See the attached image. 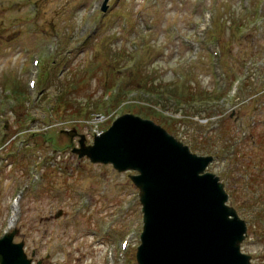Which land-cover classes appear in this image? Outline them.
Segmentation results:
<instances>
[{
    "label": "rangeland",
    "instance_id": "rangeland-1",
    "mask_svg": "<svg viewBox=\"0 0 264 264\" xmlns=\"http://www.w3.org/2000/svg\"><path fill=\"white\" fill-rule=\"evenodd\" d=\"M100 1L0 0V236L14 211L8 231L32 264H136L135 173L71 151L80 136L92 144L96 123L84 115L105 116L101 132L133 114L213 156L206 172L224 184L228 205L262 220L242 252L264 263V168L251 176L257 159L264 163V0H109L105 13ZM30 69L39 74L35 89L26 84ZM6 89L27 90V99L13 95L11 108ZM189 90L205 97L175 102ZM235 200L248 206L237 210Z\"/></svg>",
    "mask_w": 264,
    "mask_h": 264
},
{
    "label": "water",
    "instance_id": "water-1",
    "mask_svg": "<svg viewBox=\"0 0 264 264\" xmlns=\"http://www.w3.org/2000/svg\"><path fill=\"white\" fill-rule=\"evenodd\" d=\"M78 144L72 153L79 158L138 173L129 177L143 214L137 264H251L241 252L245 221L225 205L228 195L218 177L204 173L211 156L192 154L163 128L133 114L117 118L92 145L82 136ZM15 233L0 239V264H31L23 243L12 242Z\"/></svg>",
    "mask_w": 264,
    "mask_h": 264
},
{
    "label": "trees",
    "instance_id": "trees-1",
    "mask_svg": "<svg viewBox=\"0 0 264 264\" xmlns=\"http://www.w3.org/2000/svg\"><path fill=\"white\" fill-rule=\"evenodd\" d=\"M132 85V84H131ZM147 89V88H146ZM122 91H121V93H118V95H116V97H114V99H113V102H112V106H115V107H118L119 105H120V103H121V99H122ZM148 94V93H147ZM16 95L17 96H20V97H23V98H25V92L24 91H20V90H18L17 92H16ZM196 97H199V101H201V100H203V98L205 97L204 95H202V93L201 92H198V93H196V92H194L193 90H189L187 93H185V98L183 99V97H182V95H177L176 97H175V102L176 103H178V104H180V105H182V104H190V103H193L194 101H195V98ZM62 98V97H61ZM63 107L65 106V107H67L66 108V111H67V109H71L72 110V107H71V105H69V102L67 101V100H65V99H63ZM198 101V102H199ZM142 108H144L145 109V111H147V108L148 107H142ZM75 109H73V111H74ZM72 112V111H71ZM75 112L77 113V112H81V111H78V110H75ZM153 114H156V115H161V114H163V113H159V112H155V113H153ZM84 117H86V118H89L90 117V115L89 116H85L84 115ZM161 118H163V122H164V124H165V126L168 128V127H170V125H169V123L167 122V119L169 118V117H167V116H160ZM174 120V119H173ZM251 170H253V168L251 169ZM247 201H249V200H247ZM233 202V204L235 205V207L237 208V210L240 208V207H242V206H248V202H243V205H239L238 203H237V201L235 200V201H232ZM246 220V222H247V224H248V239H247V241L243 244V246L245 247V246H247L248 245V243H249V241H251L254 237H256L255 235H258L257 234V232H256V227L258 226V223H259V221H262L261 219H257V218H255V219H245ZM261 264H264V263H261Z\"/></svg>",
    "mask_w": 264,
    "mask_h": 264
},
{
    "label": "bare ground",
    "instance_id": "bare-ground-1",
    "mask_svg": "<svg viewBox=\"0 0 264 264\" xmlns=\"http://www.w3.org/2000/svg\"><path fill=\"white\" fill-rule=\"evenodd\" d=\"M18 204L19 203H18V200H17V202L15 203V205L18 206ZM15 220H16L15 219V214L12 212L11 213V216L9 218V221H8V227L7 228H10L14 224ZM8 233H10V231ZM8 233L6 235H8Z\"/></svg>",
    "mask_w": 264,
    "mask_h": 264
}]
</instances>
